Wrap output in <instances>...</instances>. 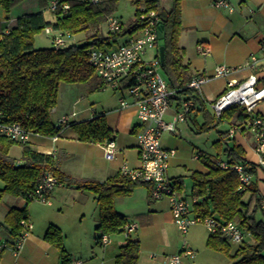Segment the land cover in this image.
<instances>
[{"label": "trees", "instance_id": "16d2710c", "mask_svg": "<svg viewBox=\"0 0 264 264\" xmlns=\"http://www.w3.org/2000/svg\"><path fill=\"white\" fill-rule=\"evenodd\" d=\"M25 0H0V8L7 15L0 33V113L5 123H17L27 131L42 137L52 138L60 133L51 119V112L56 107L60 84H88L90 91H100L104 82L95 74L88 64V52L92 48L106 49L118 38L131 34L139 27L141 13L155 11L162 28V46L164 47V76L174 89L182 88L191 78L188 69L183 66L181 49L178 45L183 30L181 11L183 0H172V7L165 11L158 0H136L133 20L126 27L121 23V32L102 36L100 26L106 23L115 10L117 0H99L92 4L82 0H59L67 4L66 13L57 10L52 13L54 20L48 22L43 10L49 0H34L36 9L26 12L23 6L21 14L10 17L11 11ZM50 2V1H49ZM46 27L68 32L72 36L93 31L91 37L83 44H70L64 48L53 47L36 49L35 35ZM126 86H124L125 88ZM183 92H191L184 90ZM200 104L202 101L193 96ZM194 108L191 109V112ZM190 112V113H191ZM207 114V113H204ZM220 122L244 126L252 119L251 109L233 106L221 113ZM211 123V122H210ZM218 124V123H217ZM204 124L200 130H206ZM84 143L102 144L111 140V130L107 127L104 116L94 113L93 117L83 121H71L68 124ZM200 131V132H201ZM220 142V141H219ZM5 136L0 135V200L9 195L26 201V196L40 182L44 173H51L61 184L72 186L70 177L60 171L59 160L52 155L37 153L28 143L22 146L19 162L10 157L9 151L16 145ZM243 151L237 146L224 148L216 155L198 154V159L208 169L207 172L191 171L193 195L201 197V202L194 207L200 216L213 217L218 221L236 222L241 229L253 238L252 244L243 242L230 255L229 242L221 236L209 235L207 246L231 258H237L234 264H264V220H255V212L260 209L261 197L256 187V165H250L242 159ZM224 158L229 165L241 164L252 176L253 181L245 190H239L238 177L232 169L222 170L216 165L218 158ZM264 173V168H261ZM120 178L110 179L104 183L86 180L74 186L77 190L89 191L96 199L99 220L95 226L96 241L100 243L102 235L109 232L122 233L126 224L123 217L113 208L117 196H128L138 185L120 174ZM178 189L182 187L181 177L175 179ZM261 210V209H260ZM28 220L26 204L23 208H11L0 221V231H5L14 241L22 235L20 222ZM125 243L119 247L114 264H138L140 246L137 239L128 235ZM44 240L59 252L60 264H70V255L63 246V236L56 226H49Z\"/></svg>", "mask_w": 264, "mask_h": 264}, {"label": "rangeland", "instance_id": "374dc122", "mask_svg": "<svg viewBox=\"0 0 264 264\" xmlns=\"http://www.w3.org/2000/svg\"><path fill=\"white\" fill-rule=\"evenodd\" d=\"M49 1L43 14L46 21L52 22L54 16L49 10ZM135 1L117 0L112 16L118 19L124 27L133 20L136 10ZM23 6L26 7L24 8L26 12L36 9L34 0H25L11 11L10 17L21 14ZM222 9L227 11V9ZM6 17L7 15L0 8L1 24L6 22ZM3 32L4 30L0 28V33ZM100 33L102 36L108 35L106 23L100 26ZM92 34L93 31L77 34L69 43L83 44ZM183 37L182 44L190 43L187 35ZM127 38L128 34L123 35L118 38L117 43H112L111 46L105 48H116ZM161 46L162 41L159 39L158 48ZM34 47L36 49L52 47L50 37H47L43 32L35 35ZM160 73L164 77L162 69H160ZM122 94L129 98L127 91L119 92L109 87L100 91H90L88 84L62 83L54 108L56 112L54 114L51 112V119L54 123L62 116L70 115L72 112L78 114L73 120L88 114L103 115L107 127L111 130V137L115 139L117 148L121 151L116 159L107 161L104 159L98 143L70 142L68 152L72 153V160L66 164V170H69L74 178L81 180L72 178L71 187L65 184V186L55 189L52 193L55 197L49 199L52 206L38 200L27 202L26 210L29 213V223L32 227L38 228L48 224L58 226L63 236V246L71 260L75 258L88 264H113L114 257L119 253V247L128 238L123 232H109L105 234L109 238L108 246L104 247L102 244L96 243L95 226L99 220L97 202L93 200L91 192L74 188L76 184L88 179L100 180L103 168L109 166L113 168L114 165L121 166L123 163H126L130 168L138 166L135 133L130 130L137 123V118L134 114H130L126 119V113L119 114L117 111L118 99ZM190 114L185 123L177 125V133L166 134L164 140L169 148L176 151V157L170 163L168 175L173 178L181 177L182 187L179 192L183 196L185 193L187 201L191 203L193 198L191 197L192 181L189 174L191 171L202 169V164L194 157L199 152L216 155L221 153L225 147L222 141L219 142V132L223 131L222 125L224 124L219 123L218 118L213 116L210 107H207V114L203 113L197 116L198 126L196 127L193 126L194 116ZM164 119L169 121L171 118L165 117ZM204 124H207L205 126L208 129L201 131L200 127ZM19 151V147L14 146L11 156H18ZM0 184L2 183L0 182ZM147 193V188L138 184L130 195L117 196L113 200L114 210L123 217L124 221L127 224L135 223L137 225V230L129 236L131 239L139 241L138 264H167V259L173 256H181L182 264H234L236 262L237 258L228 257L207 246L209 233L201 223L189 228L185 234L179 231L172 220L170 211L155 207L157 202L152 203L153 201L149 199ZM9 200L16 201V205L23 203L22 207L26 204L24 200L5 195L0 200V211L1 207H4V202ZM255 220H264V209H257ZM2 233L4 231H0V235ZM243 242L252 244L253 238L244 232ZM238 246L229 243V254L234 255ZM185 251H191L192 257H186Z\"/></svg>", "mask_w": 264, "mask_h": 264}, {"label": "built area", "instance_id": "2783aa9c", "mask_svg": "<svg viewBox=\"0 0 264 264\" xmlns=\"http://www.w3.org/2000/svg\"><path fill=\"white\" fill-rule=\"evenodd\" d=\"M96 4L99 0H82ZM214 7L225 8L233 11V7L227 0H217ZM66 13L69 9L67 4L60 5L59 0H50L49 10L51 13L57 10ZM108 32L112 34L121 32V22L112 15L106 20ZM139 27L128 34V38L113 49L92 48L87 58L88 64L93 68L95 74L104 82L101 90L109 87L119 92L127 91L129 98L123 94L118 99L117 111H124L131 107L135 108L138 128L135 131L136 150L138 166L130 168L126 163L120 167V174L130 181L149 185L150 198L154 201L166 199L169 203L172 220L179 231L185 234L189 228L196 224H202L209 235L221 236L229 243L241 245L244 240V231L233 221H218L213 217L200 216L193 213L199 197L193 196L191 203L181 195L178 185L174 179L168 177L167 172L170 161L175 157L176 151L172 148L162 146L163 133L176 132V124L185 123L191 109L195 107L193 99L180 98L179 95L185 90L201 94L205 83L216 78H227L237 69L224 65L216 66L211 75L197 76L190 79L182 88L174 89L160 73L158 28L159 18L155 11L142 12L139 16ZM43 33L50 37L53 48L60 49L69 45L72 35L68 32L46 27ZM197 52L203 56L209 54V50L201 45L197 46ZM154 51L155 55L149 57ZM257 59L250 56L249 66H254ZM238 69H241L239 67ZM124 86H126L124 88ZM264 100V87L258 86L254 75H249L244 81L227 80L224 92L211 103L210 107L216 117L233 106L253 107L256 103ZM172 101L181 103L180 109L170 122L164 120ZM77 117L76 113L64 115L56 122L60 132L68 127L69 122ZM0 113V135L18 144L27 143L32 137H42L37 133L25 130L17 123H5L1 120ZM244 128L248 130L255 142V151L258 154V165L264 166V118L255 116L248 120ZM57 137H52L56 140ZM103 157L112 161L116 156V144L113 139L99 144ZM194 159H198L195 156ZM216 165L222 170L232 169L236 172L239 190H245L252 182V176L241 164L229 165L225 160L218 158ZM62 184L51 173H44L37 186L27 194L26 201L38 200L50 204V195ZM27 205V203H26ZM260 208L264 209V200L260 202ZM22 235L14 241L11 251L17 256L24 240L28 237L32 225L28 220L20 222ZM135 223H126L122 227L126 236L135 232ZM102 246L109 244V238L102 235L100 239ZM7 248L6 242H0V253ZM186 257H192L191 251H185ZM167 264H182L181 256H173L167 259Z\"/></svg>", "mask_w": 264, "mask_h": 264}, {"label": "crops", "instance_id": "0c3cea01", "mask_svg": "<svg viewBox=\"0 0 264 264\" xmlns=\"http://www.w3.org/2000/svg\"><path fill=\"white\" fill-rule=\"evenodd\" d=\"M215 1L217 0L182 1L181 22L183 30L178 40V45L181 49L182 64L188 69L187 77H190L191 79L197 76L211 75L214 68L220 65H224L237 70L228 75L227 78H216L205 83L202 87L201 94L196 95L192 92H182V94L179 95L180 98L188 99H193V96H196L202 101L203 108L202 111H200V104L193 99L195 107L190 115L194 116V127L198 126L196 123L197 116H200V114L203 113H207V107H210L211 103L224 92L227 80L232 79L236 80L237 82H241L244 81L249 75H254L258 81V86L264 87V0H227L233 7V11L231 12L228 10H223L220 7H214L213 3ZM158 2L160 8L165 11H169L172 7V0H158ZM2 25L3 23L0 25V28L1 30H4ZM184 35L188 36L190 43L187 44L185 42L182 44L181 40L184 38ZM74 37L75 36H72V38ZM70 44L73 43H69V45ZM198 45L207 48L209 50V54L205 56L200 55L196 50V46ZM154 55V51H151L149 53V57ZM251 55H254L257 59L256 63L252 67L248 65ZM162 66L163 65H161V69ZM239 67H241V69H238ZM163 78L166 80L165 76ZM180 107L181 103L179 101H172L166 115L164 116V118L168 117L171 119L169 121H166L165 119L164 120L166 122H170L175 116L176 112L180 109ZM250 109L253 117L260 116L264 118V100L256 103ZM52 112L54 114L56 110L54 109ZM85 112L87 113L88 111ZM122 112L126 113V119L130 114H134L136 118L134 107H131L124 111H120L119 114ZM91 116V114H88L83 116L82 118L76 119V121L88 120L93 117ZM213 116H215L214 113ZM178 124H176V127ZM221 124L224 125H222L223 131L219 132V141H222L224 143V147L231 148L232 146H237L241 148V150L243 151L242 159L250 165L258 166L255 179L256 187L261 200H264V173L261 171V168H264V166L258 165L259 157L257 152L255 151V142L252 134L248 130H246L244 126L239 127L237 125H231L227 122H221ZM137 128L138 121L132 126L130 130L132 133H135ZM176 133L177 128L175 133H163L161 138L162 146L165 148H169L164 140L165 135ZM56 137V140H52V138L47 137H32L27 143L28 146L37 153L52 155L53 158L58 159L60 171L70 177V179L73 178L76 180H81L78 178H74L73 174L69 170H66V164L72 160V153L68 152V149L70 148L68 146L69 143L72 141H81L78 140L76 134L70 128L62 130ZM113 140L115 141V139ZM14 146H18L20 150L19 155L16 157L11 156V151ZM14 146L11 147L9 155L17 162H19L21 158L22 146L18 143ZM116 151L117 152L114 159H116L117 156H119V153H121L119 148H117V145ZM198 154L210 155L204 152H199ZM198 154L196 156H198ZM175 157L172 160H174ZM220 159L225 160L222 157H220ZM172 160L170 161V163L172 162ZM198 161L202 164L200 160ZM120 167L121 166L114 165L113 168L110 166L103 168L102 178H99L100 180H88L104 183L110 179H115L117 177L120 178ZM207 170L208 169L202 164V169L199 170V172L205 173L207 172ZM169 178L175 180L177 177ZM63 186H65V183L57 188H61ZM143 186L147 188V195L148 197H150L149 185ZM1 187L2 184H0V188ZM52 193L50 195V199L55 197V195H53ZM191 195V197L195 196L193 195V189H191ZM184 197H187L185 193ZM199 198L200 199L198 201V204L201 202V197ZM149 199L152 200L151 198ZM93 200L96 202L94 195ZM152 201V203L157 202V204H155V207L159 209L165 208L166 210L170 211L169 203L166 199ZM16 203L17 202L14 200L4 202V207H1L2 210L0 211V221H3L5 215L11 208H23V203H18L17 205ZM48 206H52L51 201ZM96 207L98 209V205ZM193 213H196L195 208L193 209ZM27 217L29 221L30 217L28 211ZM51 225L56 226L54 224H48L46 226H41L38 228L32 227L28 237L22 243V247L17 256L13 255L10 243H7V241L10 242L12 239L9 238L7 233L4 231L5 234L2 233V235H0V242L5 241L8 247L0 253V264H60L59 253L57 249L52 247L44 240V235L47 232L48 227ZM70 264L88 263H84L73 258Z\"/></svg>", "mask_w": 264, "mask_h": 264}, {"label": "water", "instance_id": "95a60500", "mask_svg": "<svg viewBox=\"0 0 264 264\" xmlns=\"http://www.w3.org/2000/svg\"><path fill=\"white\" fill-rule=\"evenodd\" d=\"M158 38L159 39L162 38V28L161 27L158 28ZM159 61L161 65L164 64V47L163 46L159 47Z\"/></svg>", "mask_w": 264, "mask_h": 264}]
</instances>
